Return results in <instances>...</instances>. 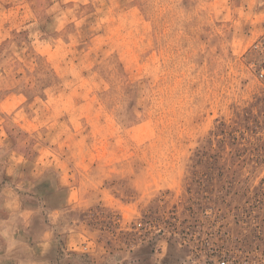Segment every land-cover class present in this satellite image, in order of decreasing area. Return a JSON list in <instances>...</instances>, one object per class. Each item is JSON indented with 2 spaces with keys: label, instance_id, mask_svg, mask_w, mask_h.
Here are the masks:
<instances>
[{
  "label": "rangeland",
  "instance_id": "obj_1",
  "mask_svg": "<svg viewBox=\"0 0 264 264\" xmlns=\"http://www.w3.org/2000/svg\"><path fill=\"white\" fill-rule=\"evenodd\" d=\"M263 34L264 0H0V210L34 211L32 254L264 264Z\"/></svg>",
  "mask_w": 264,
  "mask_h": 264
},
{
  "label": "crops",
  "instance_id": "obj_2",
  "mask_svg": "<svg viewBox=\"0 0 264 264\" xmlns=\"http://www.w3.org/2000/svg\"><path fill=\"white\" fill-rule=\"evenodd\" d=\"M3 200H2V210H0V219H8L11 212L16 211L17 215H22L25 220L27 221V218L29 217L28 220V225L30 223V219L32 216L36 215L34 214V211L31 210L30 208L26 207L22 200L20 199V197H18V195L16 194V192H13L11 189H9L8 187H4L3 189ZM18 198V199H17ZM9 223H15L16 222V218L13 216L9 219L8 221ZM3 226V225H0ZM22 230H27V227H21ZM29 232V231H28ZM45 233V237H47L48 233H50V239H49V246L47 247V244L45 243V247H47V249H41L40 247V256H34L32 254V252H27V253H23L21 252V250H17L16 254L12 257V258H0V264H17L18 260H23V259H30L32 264H52V262L49 260V258L47 257V253L50 251L51 248V235H52V231L50 232L48 229H44L42 230L40 237H39V242L41 240V236L42 234ZM30 234V233H29ZM18 237L20 239H22L25 243H26V238L25 235L18 233ZM30 249L34 250L37 249V246L34 247H30V245L28 243H26ZM40 245V243H39Z\"/></svg>",
  "mask_w": 264,
  "mask_h": 264
},
{
  "label": "clouds",
  "instance_id": "obj_3",
  "mask_svg": "<svg viewBox=\"0 0 264 264\" xmlns=\"http://www.w3.org/2000/svg\"><path fill=\"white\" fill-rule=\"evenodd\" d=\"M16 218L15 223H9V219L11 217ZM28 220L27 221L22 215H17L16 211L11 212L8 219H0V258H12L17 250H21L23 253L30 252L31 249L29 246L18 237V233L21 230V227H27L28 226ZM49 239H50V233H48L47 237H45V233L42 234L41 240H40V247L42 249H47L49 246ZM45 243L47 244V247H45ZM17 264H32L30 259H23L18 260Z\"/></svg>",
  "mask_w": 264,
  "mask_h": 264
},
{
  "label": "built area",
  "instance_id": "obj_4",
  "mask_svg": "<svg viewBox=\"0 0 264 264\" xmlns=\"http://www.w3.org/2000/svg\"><path fill=\"white\" fill-rule=\"evenodd\" d=\"M256 47H259L261 51L264 53V34L261 35L259 40L257 41ZM264 75V59L262 62V69L260 71V76L262 77ZM201 264H226V261L224 259H219V260H208L206 262H203Z\"/></svg>",
  "mask_w": 264,
  "mask_h": 264
}]
</instances>
